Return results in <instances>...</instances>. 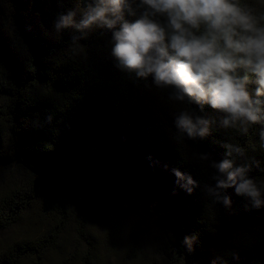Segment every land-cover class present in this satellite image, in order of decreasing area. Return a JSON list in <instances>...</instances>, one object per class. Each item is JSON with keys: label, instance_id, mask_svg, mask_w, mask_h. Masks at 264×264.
I'll use <instances>...</instances> for the list:
<instances>
[{"label": "trees", "instance_id": "16d2710c", "mask_svg": "<svg viewBox=\"0 0 264 264\" xmlns=\"http://www.w3.org/2000/svg\"><path fill=\"white\" fill-rule=\"evenodd\" d=\"M87 3L0 0V264H264V203L228 188L225 205L206 190L231 143L264 193V124L224 128L210 105L171 100L172 89L119 66L112 30L75 44L74 29L55 31L60 14ZM240 75L254 95L256 77ZM184 110L211 122L207 136L179 132ZM153 224L172 252L145 247ZM125 226L128 246L107 240Z\"/></svg>", "mask_w": 264, "mask_h": 264}, {"label": "clouds", "instance_id": "9594fccd", "mask_svg": "<svg viewBox=\"0 0 264 264\" xmlns=\"http://www.w3.org/2000/svg\"><path fill=\"white\" fill-rule=\"evenodd\" d=\"M126 13L139 14L129 22ZM68 28L77 33L74 44L93 28L112 30V55L123 70L172 89L175 102L195 104L201 111L210 105L224 114V128L247 133L264 124V11L245 0H88L85 8L70 9L54 21L57 33ZM241 70L256 77L254 95L248 89L249 76H241ZM175 123L193 140L207 136L211 124L188 110ZM260 136L264 143V130ZM226 148L225 158L212 163L218 175L207 192L228 205L230 197L222 192L234 188L259 207L264 193L248 177L249 169L237 163L245 149L231 143ZM175 175L191 191L195 181L179 170Z\"/></svg>", "mask_w": 264, "mask_h": 264}, {"label": "rangeland", "instance_id": "374dc122", "mask_svg": "<svg viewBox=\"0 0 264 264\" xmlns=\"http://www.w3.org/2000/svg\"><path fill=\"white\" fill-rule=\"evenodd\" d=\"M136 221L135 218H131L129 220H127L125 222V224L127 225H133V222ZM102 232V231H99ZM131 233V231L129 230L128 226L118 229L115 233H108L107 234V240L108 241H114V242H121L124 243L128 246L129 240H130V236L129 234ZM145 236L147 237L146 240V248L148 250H150L153 254H158V253H163V251L166 252H172V250L170 249V247L168 246V244H166L165 240V236H163L157 229V227H155V225L153 224V226L150 228V230L147 233H144ZM77 240H76V236L71 237V243L76 244ZM80 243H85L84 240L83 242L81 241ZM82 248V247H81ZM84 249V248H83ZM111 256V255H110ZM152 257V256H151ZM150 257V259L152 261H157V255L153 256L152 258ZM114 256L112 257V264H118V261H120L121 258H117L114 261ZM125 261V260H124ZM123 264V263H122Z\"/></svg>", "mask_w": 264, "mask_h": 264}]
</instances>
